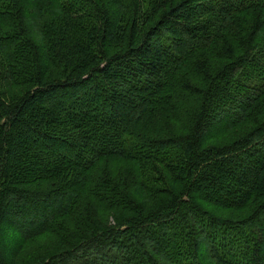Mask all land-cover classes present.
<instances>
[{
    "label": "trees",
    "instance_id": "obj_1",
    "mask_svg": "<svg viewBox=\"0 0 264 264\" xmlns=\"http://www.w3.org/2000/svg\"><path fill=\"white\" fill-rule=\"evenodd\" d=\"M0 57V264H264V0H0Z\"/></svg>",
    "mask_w": 264,
    "mask_h": 264
},
{
    "label": "rangeland",
    "instance_id": "obj_2",
    "mask_svg": "<svg viewBox=\"0 0 264 264\" xmlns=\"http://www.w3.org/2000/svg\"><path fill=\"white\" fill-rule=\"evenodd\" d=\"M4 65H3V60L0 57V89H3L7 82H2V76H4ZM10 87V86H9ZM56 242H45V241H40V239L36 238L33 240H30L26 246L24 247L22 253L20 256L24 259L30 258L34 254H43L45 256H49L55 249Z\"/></svg>",
    "mask_w": 264,
    "mask_h": 264
}]
</instances>
